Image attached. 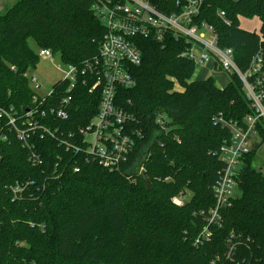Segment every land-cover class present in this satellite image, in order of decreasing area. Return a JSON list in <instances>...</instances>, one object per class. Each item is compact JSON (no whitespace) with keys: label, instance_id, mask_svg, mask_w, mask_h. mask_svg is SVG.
<instances>
[{"label":"trees","instance_id":"obj_1","mask_svg":"<svg viewBox=\"0 0 264 264\" xmlns=\"http://www.w3.org/2000/svg\"><path fill=\"white\" fill-rule=\"evenodd\" d=\"M151 1L166 12L179 10L176 0ZM93 5L94 0H15L0 11V106H13L19 115L33 107L27 73L40 62V49L60 54L66 65H81L99 53L107 30ZM255 16L262 21L259 32L241 27V17ZM198 20L214 25L218 45L233 48L243 70L264 46V0H204ZM136 41L142 51V63L131 70L136 85L120 87L117 104L140 122L144 138L122 170L87 162L84 154L39 134L33 142L43 164L33 166L17 132L0 117V132L7 135L0 139V264H264V174L254 166L264 144L261 122L260 142L239 171L241 197L223 208L212 240L194 244L206 223L201 212L215 204L213 187L224 168L219 151L231 136L214 118L222 113L243 120L252 113L241 79L233 74L219 87L213 76L194 78L196 64L181 55L189 44L172 33L162 41ZM99 103L98 94L79 85L70 120L49 116L44 122L72 129L87 123ZM158 114L168 116V131L158 129ZM145 147L149 185L141 175L127 176ZM27 181L33 183L26 195L14 199L10 185ZM188 190L192 195L183 205L172 201Z\"/></svg>","mask_w":264,"mask_h":264},{"label":"built area","instance_id":"obj_2","mask_svg":"<svg viewBox=\"0 0 264 264\" xmlns=\"http://www.w3.org/2000/svg\"><path fill=\"white\" fill-rule=\"evenodd\" d=\"M203 1L176 0L174 7L179 10L166 12L151 0H94L93 11L107 30L99 53L81 65H66L68 70L65 75L54 83L47 95L39 93L42 84L38 78L28 76L35 94L33 107L27 108L23 115H19L13 106H0V117H5L7 125L17 132L33 166L43 164V158L33 142L34 136L39 134L40 138L50 136L75 154H84L87 162H97L110 171H119L129 162L137 143L144 138L140 122L117 104L119 88L136 85L131 70L142 63L137 38L150 37L162 41L167 33H172L187 41L189 45L181 55L194 61L196 67L214 61L222 71L238 75L252 113L243 120L228 119L222 113L214 118L216 124L229 128L231 136L224 140L219 151L224 168L213 187L214 206L201 212L206 217V223L194 240L197 246L212 240L213 226L220 224L221 211L231 204L233 191L238 188L243 160L260 142L259 122L264 128V46L261 45L253 55L250 65L245 70L241 69L234 59L233 48L218 45L214 25L207 20H198ZM218 15L226 24H231L224 10H219ZM39 55L41 58L53 57L48 48L40 49ZM79 85L89 87L90 92L98 94L100 103L97 113L87 123L77 124L69 130L49 122L46 124L44 120L49 116L55 120H70ZM168 121L167 115H157L156 124L161 132L168 131ZM0 139L7 140V135L0 132ZM175 139L178 142L181 140L178 136ZM74 170L79 171L80 168L76 166ZM32 183L10 185L14 199H22ZM180 195L172 198L177 205L184 203L180 201ZM233 249L231 245L228 257Z\"/></svg>","mask_w":264,"mask_h":264},{"label":"rangeland","instance_id":"obj_3","mask_svg":"<svg viewBox=\"0 0 264 264\" xmlns=\"http://www.w3.org/2000/svg\"><path fill=\"white\" fill-rule=\"evenodd\" d=\"M15 0H0V11H5V9L10 6ZM262 21L260 17L255 16L253 18L241 17L240 25L243 29L248 31H260ZM32 45L33 42H31ZM209 64H205L203 67H196V71L194 74V78H202L204 75L214 76L219 83H227L231 80V75L229 73H225L219 67L213 68L210 71L208 66ZM67 66L62 62L61 55L55 54L52 58H44L40 59V62L35 68L29 69L27 76H36L39 82L42 84L39 93L41 95H47L49 91H51L55 82L61 80L67 71ZM169 119V118H168ZM254 166L263 172L264 174V144L259 147L256 155V159L254 161ZM186 194H182L179 196L181 202L185 201L186 198H189L192 195L191 191H186ZM242 192L239 188L234 189L233 197L239 198L241 197Z\"/></svg>","mask_w":264,"mask_h":264},{"label":"water","instance_id":"obj_4","mask_svg":"<svg viewBox=\"0 0 264 264\" xmlns=\"http://www.w3.org/2000/svg\"><path fill=\"white\" fill-rule=\"evenodd\" d=\"M157 137H156V139H157ZM149 151H150V147H145L143 149L142 153L140 154L139 161L136 164V166L133 169L129 170L128 173H127L128 177H130L133 174L141 175L143 177V180L145 181V183L147 185H149V180L145 176L144 170L142 169V163L145 160V158H147V155L149 154Z\"/></svg>","mask_w":264,"mask_h":264},{"label":"crops","instance_id":"obj_5","mask_svg":"<svg viewBox=\"0 0 264 264\" xmlns=\"http://www.w3.org/2000/svg\"><path fill=\"white\" fill-rule=\"evenodd\" d=\"M207 64H209L208 66H209V68H210V71L212 70V67L213 68H217L216 67V65H215V62L214 61H211V62H208ZM204 66V65H203ZM203 66H200V67H203ZM226 73V72H225ZM227 74V73H226ZM209 76H211V75H209ZM207 77V75H204L202 78H196V79H203V78H206ZM214 77V76H213ZM216 79V78H215ZM216 83H217V85L219 86V87H225L226 85H227V83H229V81L226 83H219V82H217V80H216Z\"/></svg>","mask_w":264,"mask_h":264}]
</instances>
